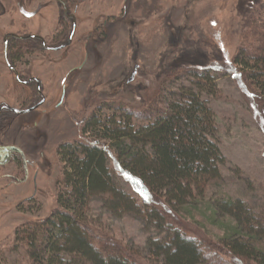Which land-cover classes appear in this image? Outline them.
<instances>
[{"label": "rangeland", "instance_id": "1", "mask_svg": "<svg viewBox=\"0 0 264 264\" xmlns=\"http://www.w3.org/2000/svg\"><path fill=\"white\" fill-rule=\"evenodd\" d=\"M16 1L20 7L10 6L14 9H9L4 18L0 17V101L14 107L21 105V101H16V94L23 93L24 88L16 83V91L11 90L9 75L2 70L7 67L3 62L4 39L1 35L6 32L3 30L17 33V29L22 32L27 28L28 32H36L41 31L40 23L44 22L43 33L48 35L55 18L52 16L51 19L49 11H44L46 19L35 17L28 23L23 15L32 14L37 3L44 2L42 5L46 8L45 2L54 3L51 9L56 8L54 0ZM108 1L110 13L116 14L115 19L119 20L116 24L112 20L115 33L106 44L100 45L98 51H90L88 59V48L85 42L80 43V37L103 20L105 15L101 16L100 12L104 10L105 0H94V11L91 12V6L80 8V30L71 46L47 54L34 53L21 60L29 63L32 75L41 76L48 100L41 108L3 123L0 129L3 142L23 150L21 158L19 153L14 162L0 159V264L27 262L25 247L16 245V229L28 221L47 217L56 206L57 182L62 171L57 151L62 142L81 136L78 117L103 102L117 105L123 101L142 119L148 98H157L160 91V101L167 104L168 90L192 87L186 76L168 77L173 67L230 64L238 47L246 45L243 31L251 21L257 2ZM11 18L15 20L12 26ZM90 20H94L91 25ZM82 62L85 67L76 69ZM214 76L219 95L203 92L201 96L216 116L225 162L221 165L223 179L211 184L208 196L214 192L242 196L254 209L264 212V109L253 90L231 74L215 72ZM29 104L27 101L24 105ZM74 113L79 116L74 118ZM139 118L138 122L141 121ZM114 171L119 187L142 202L131 178ZM91 206L93 217L101 222L105 232L134 247L140 252L141 260L150 264L147 238L156 232L146 230L143 221L134 216L114 217L103 208L99 199L92 200ZM197 220L201 223L177 219L190 234L211 241H214L212 236L222 232L217 225L200 218Z\"/></svg>", "mask_w": 264, "mask_h": 264}, {"label": "trees", "instance_id": "2", "mask_svg": "<svg viewBox=\"0 0 264 264\" xmlns=\"http://www.w3.org/2000/svg\"><path fill=\"white\" fill-rule=\"evenodd\" d=\"M251 15L242 35L246 45L230 64L173 67L168 77L186 76L192 87L168 90L167 104L160 91L148 98L142 119L123 101L103 102L78 117L81 136L57 151L62 171L56 206L16 229L24 264H148L103 230L92 214L94 199L114 217L134 216L156 232L147 238L150 264H264V212L242 196H208L211 184L223 179L225 156L216 116L201 96L219 95L214 73L225 72L250 87L264 109V0H257ZM30 44L11 38V55L22 57ZM114 170L131 178L142 202L119 187ZM178 218L199 224L200 218L222 232L211 241L190 234Z\"/></svg>", "mask_w": 264, "mask_h": 264}, {"label": "flooded vegetation", "instance_id": "3", "mask_svg": "<svg viewBox=\"0 0 264 264\" xmlns=\"http://www.w3.org/2000/svg\"><path fill=\"white\" fill-rule=\"evenodd\" d=\"M56 3V8L51 9L54 3L50 2H45L47 4V7L45 5H42L43 3H37L35 4V8L31 11L32 14L26 13L23 15V18L26 19L25 23L31 22V20L35 17H38L40 19H46V13L44 12L45 10L50 12L51 19H53L52 16H55L53 20V24L51 26V32L47 34L43 33L42 27H44L45 23L41 22L40 23V29L36 30V32H28L27 28H25L22 32L17 29V33L14 31H8L6 29L3 30L5 32L3 36V43H4V64L7 67H4L2 70H6V74L9 75V82L10 84V89L13 90L14 92L16 89L14 88V85L16 83L20 84L24 88V94L21 92H16V101H21V105L19 106H11L7 104L5 101L2 102L0 101V122L2 123L1 128H3L4 124L8 122L10 119L11 121L16 118L18 115L21 114H26V113H17L15 109H22L26 110L31 107H34L40 103L39 107L35 108L34 110H37L41 108L44 104H46L48 97L46 96L44 92V83L41 80V76H36L32 75L30 66L28 62L22 63L21 60L24 59L25 56H30L31 54L34 53H51V52H57L58 50L68 48L73 44V41L75 40V34L79 32L80 30V8L83 6H91L90 12L94 11V0H54ZM106 3L103 6V11L105 12H100L101 16L105 15L103 20L95 27H92L87 33L83 34L80 37V43L85 42V46L88 48L86 52V58H89V55L91 52L95 53V51H98L100 48V45L106 44V41H109L111 36L115 33V24L116 22L118 23L119 20H116L115 18L117 17L116 14L110 13V5L108 0H105ZM10 6H14L19 8L20 4L19 1L16 0H1L0 1V9H3V13L1 12L0 17H3L7 15L10 10ZM10 9V10H9ZM5 11V12H4ZM19 11V9H18ZM20 14L21 11H19ZM22 16V15H21ZM91 16V13L90 15ZM91 18V17H90ZM89 18V19H90ZM114 18V19H113ZM50 19V20H51ZM17 20V19H16ZM34 20V19H33ZM49 20V21H50ZM115 21V24L113 21ZM92 21L90 20L89 25L92 24ZM15 20L11 18V26L14 25ZM51 23V21H50ZM25 27V26H24ZM45 28H47L45 26ZM73 34L71 42L66 45L65 47L60 48L63 44H67L69 41L70 36ZM11 38H17L21 42H23L26 45L30 44L31 40H38L35 43L32 42L30 44V47L27 46L25 47L26 49L23 51V56L19 58H15L11 55L10 52V40ZM91 51V52H90ZM30 59V58H29ZM19 64V65H18ZM85 65L83 62L81 65L76 66V69H83ZM12 75V76H11ZM26 76V77H24ZM5 79V78H3ZM15 80L14 84L13 81ZM9 89V90H10ZM1 97V96H0ZM28 101L30 103L28 106L25 107V103ZM32 110V112L34 111ZM31 112V111H30ZM39 117V116H38ZM0 123V124H1ZM25 126V124H24ZM21 147L12 145V144H6L5 142L0 139V159L3 157L5 158V161L7 163L11 161H15L17 158L16 155H19V159L21 158ZM23 151V150H22ZM15 155V156H14ZM2 161L0 160V163Z\"/></svg>", "mask_w": 264, "mask_h": 264}, {"label": "water", "instance_id": "4", "mask_svg": "<svg viewBox=\"0 0 264 264\" xmlns=\"http://www.w3.org/2000/svg\"><path fill=\"white\" fill-rule=\"evenodd\" d=\"M72 36H73V34L70 36L69 41L67 42V44H63V45H62L60 48H58V49H61V48L65 47L66 45H68V44L71 42ZM133 77H134V75L132 76V78H133ZM132 78H131V79H132ZM41 104H42V103H40V104H38V105H36V106H34V107H31V108H29V109H26V110L15 109V111H16L17 113H26V112H30V111L34 110L35 108L39 107V105H41Z\"/></svg>", "mask_w": 264, "mask_h": 264}]
</instances>
